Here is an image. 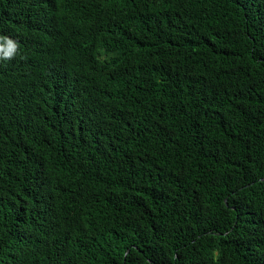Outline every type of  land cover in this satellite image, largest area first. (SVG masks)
Masks as SVG:
<instances>
[{"label": "trees", "instance_id": "16d2710c", "mask_svg": "<svg viewBox=\"0 0 264 264\" xmlns=\"http://www.w3.org/2000/svg\"><path fill=\"white\" fill-rule=\"evenodd\" d=\"M0 264H264V0H0Z\"/></svg>", "mask_w": 264, "mask_h": 264}, {"label": "clouds", "instance_id": "9594fccd", "mask_svg": "<svg viewBox=\"0 0 264 264\" xmlns=\"http://www.w3.org/2000/svg\"><path fill=\"white\" fill-rule=\"evenodd\" d=\"M6 42H7V49L3 51V56L5 59H8L15 54L18 45L11 40H6Z\"/></svg>", "mask_w": 264, "mask_h": 264}, {"label": "snow or ice", "instance_id": "6c2138e0", "mask_svg": "<svg viewBox=\"0 0 264 264\" xmlns=\"http://www.w3.org/2000/svg\"><path fill=\"white\" fill-rule=\"evenodd\" d=\"M9 51H10V49H9Z\"/></svg>", "mask_w": 264, "mask_h": 264}]
</instances>
